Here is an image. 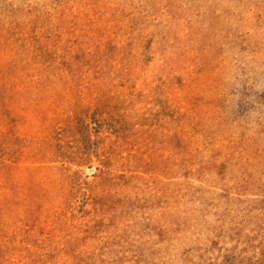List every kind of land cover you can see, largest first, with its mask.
I'll return each instance as SVG.
<instances>
[{
	"label": "rangeland",
	"instance_id": "374dc122",
	"mask_svg": "<svg viewBox=\"0 0 264 264\" xmlns=\"http://www.w3.org/2000/svg\"><path fill=\"white\" fill-rule=\"evenodd\" d=\"M113 32L144 40L130 55L95 48ZM262 71L264 0H0V146L12 154L0 160V263H30L41 235L54 251L75 239L91 264H258L264 113L240 128L237 106L259 97ZM83 120L110 153L109 190L137 202L111 223L86 202L63 209L85 178L108 189L92 177L100 159L76 165ZM240 129L249 164L228 158ZM243 177L251 190L228 194Z\"/></svg>",
	"mask_w": 264,
	"mask_h": 264
},
{
	"label": "trees",
	"instance_id": "16d2710c",
	"mask_svg": "<svg viewBox=\"0 0 264 264\" xmlns=\"http://www.w3.org/2000/svg\"><path fill=\"white\" fill-rule=\"evenodd\" d=\"M133 21L129 24V26L133 29H135L136 27H138V22L135 21V16L130 17ZM6 27V31H13L15 32V34H19L17 32L18 30V26L17 25H8L5 26ZM144 33H141V35ZM248 36V35H246ZM49 37H44V39H48ZM106 38H109L107 42L105 43H100L99 45H95L98 46L97 49L103 47L104 49H109L110 50L108 52H111L112 49H114L115 47L117 48L118 51H121L123 53H126L128 55L131 54L132 51L136 52V47L139 46L142 41L144 40L143 37H140V35L138 33L135 32H129V33H125V34H120L118 32H113L111 33L109 36H107ZM113 39V40H112ZM40 40V37H39ZM38 40V41H39ZM79 42H82L81 39H76ZM113 43H115V46H113ZM74 44V43H73ZM150 41L148 40L145 44V47L149 46ZM118 45H120V48H118ZM46 46V45H45ZM256 47L259 46L258 43L255 44ZM46 49L44 50V55L45 56H49L52 54V52H50V48L45 47ZM123 66V65H122ZM125 68L129 69V66H126ZM262 75V76H261ZM259 76V78H262L261 81L264 83V71H262V74ZM259 97H256V99H254V101H252L249 105V102H247L249 99H244L242 102L241 100L239 101V105L237 106L238 110L237 113L239 114V117L237 119V122L239 124V121L242 119V122L244 121V126L240 127V128H246V121L250 120V116H254L255 114H261L262 112L264 113V90L260 91L257 93ZM246 100V102H245ZM259 100V105L256 104V101ZM248 110H252L251 115L249 116V114H247L246 112ZM95 124L97 125L98 121H96L97 119H94ZM102 122H106V123H112L114 122V126H117V124H119L118 120H110V119H102ZM122 119H121V131L123 133L124 136H126L129 133V130H126V126L130 125L129 123H125L122 126ZM81 127L83 128L82 134L85 135V138L82 141V145H83V149L80 148V150L77 153V159L80 161H77L75 159L76 165L77 166H83V165H89L90 164V160L92 158H97L100 159V165L101 168H96V173H94L92 175V177H94V179L96 180V183H100L101 179H103V182H105L108 186V189L101 191L98 194H94L93 188H96V185L91 186L90 182L87 181V178H85L82 182L79 181L77 183V185H75L74 187H72V191H75L76 193H70V196L68 198V201L66 202V205L63 207V209L69 210L71 208V205L75 204V207H83L85 208L86 205L90 206V209L93 211H101L103 210V213H107L103 216V220L108 221V223L112 222V215H114L117 212L119 215H122L123 213L127 212L130 213V211L133 209V206L135 205V202L132 198H129V195H119L118 193H112L113 191L109 190V189H114L116 187L115 185V178H112L111 180L106 178L107 176H110V170L108 168V164H109V156L110 153L107 151V154L105 155V157L102 156V152L100 151V147H97V142L92 140L91 138V131L87 130V124L85 123V121L83 120L82 123H80ZM100 129H103V125L100 126ZM239 130V127L237 125V132ZM261 133L264 134V128L260 129ZM96 132V131H95ZM97 134V133H96ZM243 134H246V132H244L243 129H240V135L238 140L235 142L233 139V142L230 143L231 145V152L229 153L228 158L230 159V162H232V158L231 155H235L237 152H239L240 154H245V159L244 162L245 164H249L251 162V156L249 155L246 158V147L242 146V143L245 142V139L243 138ZM96 140V139H95ZM1 145V143H0ZM247 145V144H246ZM77 148V147H76ZM248 152L251 153V150H249ZM254 153H256V150H254ZM253 154V153H251ZM264 154V150L262 151L260 148V152L259 155L256 156L257 157H261ZM10 155L12 156L11 153H5L3 154L2 151V147L0 146V160L3 159L4 156ZM73 158V157H72ZM241 159H243L241 157ZM211 159H209L206 163L200 160V163L202 164H206L209 165ZM75 164V163H74ZM264 164V159H262L260 161V163H258L257 167H260L261 165ZM238 165H242L239 164ZM212 166L218 168L220 165L218 164L217 161H215L214 159H212ZM248 169V168H247ZM242 171L240 172V174L242 175H246V171ZM219 173H221L219 171ZM126 177H124L123 180H125ZM76 180H81L80 178H77ZM246 177H243L241 179V181L238 183V185L234 186V187H228L229 189L227 190V193L229 194L230 192H233L235 194L237 193H241V192H245L250 188V182H247ZM258 182V181H257ZM89 185V189L91 191L90 195L88 196H83V198L79 199L77 197V194L79 193V191L81 190L83 185ZM119 185V183L117 184V186ZM253 187L254 190H259V188L261 187V185L255 184L251 185ZM93 187V188H92ZM257 195H262V197H264V194H262L261 192H258ZM79 200V201H78ZM84 202H86V205H84ZM144 204H140L139 207H144ZM89 209V210H90ZM105 218H109V219H105ZM103 220H98L96 222L95 227L101 225H104ZM35 228V226L33 227V229ZM46 234V233H45ZM31 238H29V240H34V245L32 249H28V252H31V256H33V259L30 263H25L23 262V264H91V261L88 260L87 258L82 257L81 255V251L78 252L79 250V246L80 243L77 242L75 239L73 241H70L68 243H66V245H64V247L62 249H57L55 248V251L51 248V244L47 243V240H51L49 238H46V241H43L45 237H40L36 238V242H35V237L34 236H30ZM264 241V240H263ZM46 243V244H43ZM45 246L48 247L50 250L47 251L45 249ZM30 248V247H27ZM58 253L60 255H53V253ZM260 255H262V258L260 260H257L256 262H258V264H264V242L263 245L261 246L260 249ZM6 253H4V256L1 257V261L5 258ZM232 259V255H226V258L223 260V262H221V264H228L229 260ZM0 261V262H1ZM1 264V263H0Z\"/></svg>",
	"mask_w": 264,
	"mask_h": 264
}]
</instances>
